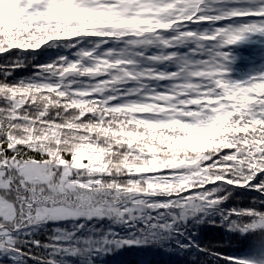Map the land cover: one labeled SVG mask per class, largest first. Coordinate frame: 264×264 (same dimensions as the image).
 <instances>
[{"label":"snow or ice","instance_id":"6c2138e0","mask_svg":"<svg viewBox=\"0 0 264 264\" xmlns=\"http://www.w3.org/2000/svg\"><path fill=\"white\" fill-rule=\"evenodd\" d=\"M245 4L248 6H240ZM102 15L108 17L102 24L80 30V21ZM241 15H255L259 19L246 21L238 29L213 27L203 33L184 30L189 23L216 25ZM134 20L150 23L138 29L129 23ZM166 30H174L175 37L164 38L162 33ZM249 32L264 34V0H0V54L13 49L38 50L48 42L83 36L105 41L127 38L129 45L136 48L152 44L167 48L185 41H192L196 46L190 57L152 58L176 59L180 70L171 75L130 69L128 66L135 61L125 57L138 53L125 49L121 53L108 52L103 57L82 51L77 54L78 60L62 57L53 64L38 66L41 82L0 81L3 102L0 106V256L7 255L14 264H22L26 255L36 259L37 264H57L54 254L75 252V248L68 246L74 240L73 233L59 229L47 244L24 239L36 226L48 221L104 216L123 221L134 218L135 210L146 207L180 209L183 218L220 203L221 198L215 191L206 189L213 183L254 186L264 192V180H261L264 176V74L241 82L227 79L225 72L230 57L222 50ZM201 53L206 58H194ZM19 66H22L19 62L11 65L12 68ZM8 74L9 71L4 72L5 77ZM100 75H107L108 79L75 87L74 77ZM46 76L55 80L47 81ZM146 78L171 79L176 83L164 93L153 90L145 95L142 81ZM129 80L141 83L128 95L137 94L142 99L113 105L112 100L121 98L117 95L119 85ZM109 90L111 94H106ZM143 108L150 110L142 111ZM52 109H56L54 116ZM118 113H132L137 120L151 124L178 119L196 128L199 134L220 127L219 117L223 116L226 117L223 123L233 131L227 136L225 148L203 165H213L217 169L214 173L211 170L201 173L190 181L193 187L178 191L168 203H150L145 196L151 197V193L145 195L136 182L139 185L148 182L150 189L152 176H133L137 171H129L123 162L129 153L142 154L139 141L129 145L125 142V138L129 140L128 130L121 131L122 124L117 127L109 123L119 119ZM163 131L168 133L167 129ZM187 137L190 135L182 134L179 139ZM85 145L102 153L107 167L77 166L72 158ZM25 149L41 158H32ZM109 158L112 164H108ZM200 167L189 171L198 172ZM168 170L169 173L185 171ZM121 175H127V180L121 182L118 179ZM213 176L221 178L213 180ZM171 178L176 182L186 179ZM192 189L196 193L186 197L184 194ZM231 214L255 218L249 224L233 222L232 228L241 232L264 230V213L246 209L232 210ZM22 245L51 251L26 253ZM230 259L232 264H256Z\"/></svg>","mask_w":264,"mask_h":264},{"label":"trees","instance_id":"16d2710c","mask_svg":"<svg viewBox=\"0 0 264 264\" xmlns=\"http://www.w3.org/2000/svg\"><path fill=\"white\" fill-rule=\"evenodd\" d=\"M162 35L166 39H171L175 37L176 32L166 30ZM185 44L192 45L183 42L167 48L156 44L136 48L129 45L127 38L105 41L102 38L91 36L52 41L38 50L13 49L0 54V81L5 79L9 84L20 81L41 82L38 66L53 64L62 57L69 61L78 60L77 54L82 51H91L97 56L103 57L108 52L121 53L125 49L129 53H138L133 56L138 57L139 66L131 55L125 57L135 61L134 64L128 66L130 69L167 75L172 63L169 60L157 61L152 58L172 56L176 48H185ZM195 47L193 46V49ZM193 52L192 49L185 48L187 55L189 53L192 55ZM16 62L22 66L12 68L11 65ZM85 63H90V61H85ZM159 63L162 64L158 65ZM239 66L236 67L237 71L241 68ZM172 68L179 71L180 65H174ZM244 68L245 66L241 70L243 71ZM5 71H9L7 77L4 76ZM168 75H171V71ZM45 79L47 81L55 80L51 76H46ZM105 79H108L107 75L95 78L74 77L77 88ZM161 80L169 81L170 79ZM161 80L144 79L142 83L146 89L145 95L151 94L153 90L160 93L166 92V88H158ZM232 80L241 82L242 77L239 80L234 78ZM140 83V81L129 80L119 85L117 95L121 98L112 100L111 103L116 105L142 99L137 94L128 95L131 90L139 87ZM175 83L176 81L173 80L172 85ZM106 94H111V91L109 90ZM2 104L3 102L0 101V106ZM52 111L54 116L56 109H52ZM117 115L119 119L115 121V124L117 127L123 125L121 131H130L136 127L134 124H128L124 115ZM129 115L133 116L132 113ZM136 130L147 135L142 127ZM232 131L233 129L230 127L220 126L212 129L209 133L182 139V143L175 145H170L167 141L161 142V138L157 135V139L147 145L155 151L148 152L145 148V151L139 155L141 161L149 162L147 172H133V176L137 177L151 175L152 183L156 184L155 188L150 189L145 184L140 185L145 195L151 193V197L145 196V199L150 203H168L175 199L178 191H186L187 188L193 187L194 185L190 181L198 178L201 173L209 170L214 173L217 169L213 165H203L206 160H210L212 156L225 148L227 136ZM167 134L165 132V135ZM201 136L204 139H201ZM125 142H127L126 138ZM25 151L34 159L41 158L34 151L27 149ZM65 158L70 159V156L65 154ZM152 161L155 163H151ZM137 166L143 167L144 164L138 161ZM197 166H201L200 171H189ZM168 169H184L185 171L169 173ZM172 176L186 177V179L176 182L171 178ZM127 178V175L118 177L121 182L126 181ZM218 178L221 177L213 176L211 179ZM105 179L110 178L105 177ZM261 180H264V176H261ZM157 181H163V183H156ZM252 183L255 185L257 181L254 180ZM206 189L214 190L215 195L221 198L220 203L193 215H185L183 218H181L180 209L146 207L135 210L134 218H125L123 221L107 216L48 221L36 226L31 231V235L25 236L24 239L39 240L41 244H47L49 238L56 234L57 229L73 233L74 240L68 242V246L75 248L76 251L54 254L57 264H232L230 258L254 261L256 264L264 261V244L261 243L264 241V230L241 232L239 229L230 227L233 222L249 224L255 219L250 215H232V210L254 209L259 213H264V192L258 191L254 186H236L228 183H213L207 185ZM196 191V189H192L190 193L184 195L187 197L189 194H195ZM162 225H168V227H161ZM113 241H120V243ZM21 247L26 253L33 251L36 254H47L51 251L46 248L32 249L31 246L23 245ZM17 259L19 260V258ZM0 264H14V262L4 255L0 256ZM22 264H37V261L26 255Z\"/></svg>","mask_w":264,"mask_h":264},{"label":"clouds","instance_id":"9594fccd","mask_svg":"<svg viewBox=\"0 0 264 264\" xmlns=\"http://www.w3.org/2000/svg\"><path fill=\"white\" fill-rule=\"evenodd\" d=\"M108 19L107 16H96V17H88L80 21L82 28L80 30H83L84 28H93L97 27L100 24H102L104 21ZM129 23L133 24L136 28H144L146 25H148L150 22L145 20H134L130 21ZM70 30V29H69ZM82 107V105H81ZM142 111H149V108H143ZM119 115H124L127 118L128 124H134L136 127L132 130L128 131L126 135L129 137V140L127 143L131 145L133 141H139L138 147L140 151H145V148H147L148 152L155 151L151 147H147L149 142H154L157 139V135L161 138V142L167 141L170 145L180 144L183 141L179 139V137L184 135H190L192 137H196L199 133L198 130L194 127H189L187 124H182L178 119H173L170 123H157V124H151L144 120H137L135 117L129 115V113H118ZM226 117H219V120L221 122V126L227 127L226 124H224V120ZM110 124L115 123V121H110ZM123 123V121H121ZM143 128L145 133L147 135H143L139 131H137V128ZM163 129L168 130V134L165 135V132ZM174 134V135H173ZM99 138V137H98ZM201 139H204L203 136L200 137ZM83 140H87V138H83ZM73 143L77 142L75 138L72 141ZM129 156H131V159H129ZM73 161L77 166L81 167H87L91 165H97L99 164L102 167H107V165L104 163L105 156L98 152L96 149L92 148L90 145H85L83 149L75 156H73ZM84 161H87L85 164ZM141 162L144 164L143 167L137 166V163ZM123 162H125L129 166V171L132 169H135L137 172L141 171H147L148 167L147 164L149 162L147 161H141L140 156H132L130 153L126 155L123 158ZM113 161L111 158L108 159V164H112ZM151 163H155V161H152ZM114 167L116 165H113ZM139 185V181L136 182ZM148 182H146L147 185ZM156 183H163V181H157ZM156 184L151 183L150 188H155Z\"/></svg>","mask_w":264,"mask_h":264},{"label":"rangeland","instance_id":"374dc122","mask_svg":"<svg viewBox=\"0 0 264 264\" xmlns=\"http://www.w3.org/2000/svg\"><path fill=\"white\" fill-rule=\"evenodd\" d=\"M240 6H248V5H240ZM239 20H241V19H237V20H235V21H233V22H230V24H226V25H231V27H233V28H239L240 27V25H238L237 23H238V21ZM250 21H253V22H255V19L253 18V17H251L250 19H249ZM193 24H195V23H192V24H187V25H189V27H191L192 29H194V30H196V32H198V33H203V32H206V31H208L209 29H211V28H213V27H217V26H215V25H211V24H209V23H207L206 22V24L204 25L203 23H202V25H204V27H205V29H201L200 27H199V23H196L198 26L197 27H195L194 28V26H193ZM190 28V29H191ZM218 28H222V26L220 25V26H218ZM244 39V38H243ZM185 43H191L192 45H188V44H185L186 46H185V48H188V49H192L193 51H194V49H193V46H195V44L192 42V41H185ZM237 44V42L234 44V45H236ZM185 48L184 47H179V48H176L175 49V52L173 53V55L172 56H174V57H180V56H184V57H190L191 56V53H189L188 55L185 53ZM225 49H226V47H224V48H222V50L225 52ZM253 50H254V48H253ZM202 54V53H201ZM132 56V58H134V60L136 59V63H137V66H139V63H138V61H137V56H133V55H131ZM201 58H206V57H203V54L202 55H198L197 57H195V59H201ZM230 60V59H229ZM247 60V59H246ZM172 64V66H171V69H169V72L167 73V75L168 74H170V71H171V74H174V73H177L178 72V70L177 69H175V68H172L174 65H176V66H178L179 65V63H178V61L176 60V59H172V60H169ZM163 63V62H162ZM162 63H159L158 65H160V64H162ZM227 69H228V63H227V65H226V72H225V75H226V78L227 79H229V80H231V81H233L232 79L234 78V79H239L246 71H242V70H240V71H236L235 73H231V72H229V71H227ZM259 70L261 69L260 67L258 68ZM249 72V71H248ZM161 80V79H160ZM147 81H148V79H147ZM172 81L173 80H169V81H167V80H161V84L159 85V87L158 88H166V91H168V90H170L169 88H171L173 85H172ZM151 82H149V85H151L150 84ZM165 84V85H164ZM162 85H164V86H162ZM155 88H157V87H155Z\"/></svg>","mask_w":264,"mask_h":264}]
</instances>
